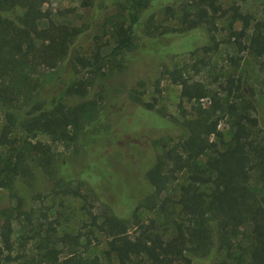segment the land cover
<instances>
[{"label": "trees", "instance_id": "1", "mask_svg": "<svg viewBox=\"0 0 264 264\" xmlns=\"http://www.w3.org/2000/svg\"><path fill=\"white\" fill-rule=\"evenodd\" d=\"M96 1L90 4L94 11ZM153 1L116 2L102 34L87 37L92 48L84 51L79 38L86 26L48 19L40 28L33 12L41 8V0H0V191L16 200L0 209V264H264V195L247 184L255 171L264 186V141L253 131L257 110L243 97L244 89L211 91L192 80L184 66L167 71L181 88L178 108L183 128L155 111L153 103L141 102L138 95L143 90L132 89V102L117 112L104 105L103 82L124 68L134 47L135 25L143 12L151 11ZM103 3L114 5L112 0ZM189 5L191 11L183 8L180 33L204 25L214 35L224 30L218 27L220 20L229 21L231 29L241 22V29L231 31L226 42L234 38L240 52L264 57V22L251 24L249 15L237 6L223 7L220 0H192ZM147 26L146 32L154 27L152 16ZM159 28H164L160 34L175 31L155 27ZM104 37L111 42L107 50ZM193 70L200 71L196 65ZM49 83L51 96H47ZM96 86L93 97H88ZM138 87L144 88V82ZM224 119L232 130L227 143L215 140ZM108 136L146 138L151 150L157 145L161 149L144 173L147 195L132 211L134 234L129 233V221L105 215L98 226L106 235L103 261L83 254L89 239L81 244L80 234L69 233L60 237L59 242L70 249L59 261L58 243L51 242L54 227L44 229L41 223L30 228L33 235L23 237L16 248L13 223L32 224L27 196L42 192L49 182L51 193H65L62 163L52 145L87 148ZM202 156L203 166L196 162ZM184 173L188 175L179 194H164L167 185ZM140 208L154 211L168 226L164 233L170 234L165 236L155 219L141 220ZM27 244L34 245V254L28 253ZM220 256L224 258L219 260Z\"/></svg>", "mask_w": 264, "mask_h": 264}, {"label": "rangeland", "instance_id": "2", "mask_svg": "<svg viewBox=\"0 0 264 264\" xmlns=\"http://www.w3.org/2000/svg\"><path fill=\"white\" fill-rule=\"evenodd\" d=\"M41 1V8L33 12V15L38 18L39 27H45L48 19L68 26H86L84 36L79 38L82 44L81 50L86 51L92 48L86 38L102 34V26L109 23L107 19L114 13L115 3L122 0H112L114 5L109 7L104 5L103 0H98L96 1L97 11L90 6L95 0ZM191 1L154 0L151 11L140 15V21L134 28V47L127 54L128 59L124 68L103 82L106 109L111 112L119 111L125 104L132 102V89L143 90V93L138 95L141 102L153 103L155 111L183 128L184 118L178 108L181 88L166 72L184 66L192 80L204 83L211 91L232 89L235 86H238V90L244 89L246 93L243 97L252 100L257 110L254 115L258 118V125L253 128V131L264 141V57L256 58L247 51L240 52L238 44L234 43V38L231 39L232 43L226 42L231 31L241 29V22L233 24L231 29L228 26L229 21L220 20L218 27H223L224 30L216 31L214 35L210 34L204 25L180 33L183 8L191 11L192 7L189 5ZM220 1L225 8L237 6L243 14L250 16L251 24L256 21L264 22V0ZM150 16L153 17L154 27L146 32ZM157 26L175 29V31L160 34L164 28L157 30L155 29ZM107 39L105 37L102 39L105 50L111 46V42ZM242 42L245 44L247 40L244 39ZM195 65L200 69L197 74L193 70ZM141 81L144 82V88L138 87ZM50 85L49 83L47 96L52 95ZM52 85L54 87V81ZM97 87L93 88L88 97H93ZM223 93L226 94L225 91ZM203 103L206 106L209 105L206 99ZM231 131L229 121L222 120L218 125L220 137L215 140L227 143L231 137ZM39 139L50 143L42 137ZM145 140L146 138L133 136H108L95 140L87 148L79 145H52L53 151L62 163L61 173L65 180L61 188L65 193H51L49 182L42 192L37 195L30 194L31 199L27 196L25 204L33 210L32 224L24 226L22 221L13 223L12 241L15 247L18 248L23 237L33 235L30 228L36 229L38 223H41L44 229L54 227V230L50 231L51 242L58 243L56 247L60 253L59 261L70 249V246L59 242L64 233L80 234L81 244H86V239H89L88 246L84 248L88 249L87 253L83 251V254L99 256L103 261L106 235L99 230L98 226L105 215H115L129 221V233L134 234L135 227L131 223V214L138 201L147 195H145L146 191L143 193L144 184H146L144 173L161 150L159 145L151 150ZM164 140L169 141V138ZM196 162L203 166L206 157L202 156ZM187 175V173L179 174L167 185L164 194H170L173 197L178 195L181 185L186 183ZM247 184L258 194L264 195V186L259 182L255 171L251 173ZM132 201L134 203L131 205ZM15 204L16 200L10 198L6 190L0 191V209ZM138 214L146 223L149 219H155L158 229L163 233L164 229L168 228L162 224L161 218L157 219L154 211L140 208ZM94 217L97 223L95 225ZM165 233L167 236L170 231ZM40 234L45 235L43 231ZM35 240L38 241L39 237ZM32 247L34 248V245H26L30 255L34 254ZM223 258L220 256L219 260ZM208 263L209 261L206 262ZM1 264L26 263L17 261Z\"/></svg>", "mask_w": 264, "mask_h": 264}]
</instances>
